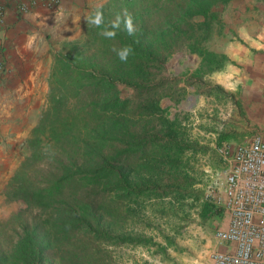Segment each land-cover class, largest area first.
Returning a JSON list of instances; mask_svg holds the SVG:
<instances>
[{
    "label": "trees",
    "instance_id": "1",
    "mask_svg": "<svg viewBox=\"0 0 264 264\" xmlns=\"http://www.w3.org/2000/svg\"><path fill=\"white\" fill-rule=\"evenodd\" d=\"M216 1L182 0L173 6L180 9L179 18L199 14L206 20ZM167 8L162 0H107L88 16L102 11L107 25L126 9L135 35L121 23L116 37L107 39L102 27L86 24L82 36L64 38L52 51L46 104L25 137L28 153L2 189L6 199H19L24 207L0 221V264H101L92 241H147L113 230L110 219L118 203L166 198L163 214L176 213L188 174L172 163L195 141L183 136L180 117H168L158 103L171 94L172 83L156 72L177 36L176 21L171 28L159 27L169 18ZM125 45L134 49L126 63L113 51ZM189 48L200 57L196 72L220 69L227 60L224 53ZM117 84L135 93L122 97ZM200 208L203 217L219 213L208 201Z\"/></svg>",
    "mask_w": 264,
    "mask_h": 264
},
{
    "label": "rangeland",
    "instance_id": "2",
    "mask_svg": "<svg viewBox=\"0 0 264 264\" xmlns=\"http://www.w3.org/2000/svg\"><path fill=\"white\" fill-rule=\"evenodd\" d=\"M106 1L103 0L93 8ZM120 1L116 0L117 4ZM162 1L165 6L168 5L166 12L169 18L159 27L171 28L172 23L176 21V27L172 28L176 29L177 36L172 49L163 58L162 66L156 72L157 76L164 77L166 84L172 83L171 94L161 96L158 103L168 117L175 114L180 117L183 136L195 141L192 146L183 149L172 163L179 171L188 174L186 195L180 200V204L175 205L176 213L170 214H163V210L168 212L165 208L167 203L164 202L166 198L137 202L128 199L118 203L110 219L113 230L117 233H138L147 241H92L93 249L96 248L100 254L101 264H212L210 252L224 248V244L217 242L213 237V229L221 223L220 214L212 211L203 217L200 207L203 201H207L203 196L207 179L205 168L221 165L213 145L220 141L227 142L226 136H232L234 139H231L237 143L254 132H264V126H258L256 123L255 113L249 111L240 101H234L231 92L226 91L222 83L215 82L217 77L213 76L212 71L196 72L200 57L195 50L189 48L192 44L224 53L227 60L217 69V72H221L224 65L232 61L226 53L236 51L240 45L238 27H264V0H217L210 4L213 16L206 20L199 14L179 18L177 13L180 9L174 7L173 3L182 4V0ZM114 4L109 2V8L113 9ZM17 18H20L19 15ZM86 24L85 19L78 34L71 38L82 36ZM14 26L16 31L12 35L6 30L0 32V55L4 61L0 67V77L8 70L5 61L13 38L29 27L23 21ZM62 40L58 41L54 50L58 49ZM196 73V78L190 76ZM194 79H199L204 84L201 86L196 80L192 82ZM216 84L222 87L224 92L215 87ZM117 88L122 97H130L135 93L131 86L117 84ZM46 91L40 97L30 96V102L18 112L17 118L21 120L19 126L27 132L25 137L46 104ZM23 139L24 137L21 142H14L17 147L12 155L10 154V160L14 156L18 158L15 167L28 153ZM2 204L4 209L0 210V221L24 207L21 200L6 199L5 196ZM179 206L182 210L178 209ZM165 235H170V242L166 241ZM162 246L163 250L160 248Z\"/></svg>",
    "mask_w": 264,
    "mask_h": 264
},
{
    "label": "crops",
    "instance_id": "3",
    "mask_svg": "<svg viewBox=\"0 0 264 264\" xmlns=\"http://www.w3.org/2000/svg\"><path fill=\"white\" fill-rule=\"evenodd\" d=\"M102 1L59 0L55 12L34 7L19 15V19L8 14V27L4 30L10 35L16 31L13 27L19 21L29 27L13 38L5 61L8 70L0 77V210L4 209L2 187L18 161L15 156L10 160V154L17 147V140L24 137L25 142L27 134L19 126L18 112L30 102V96L44 95L52 51L58 41L77 35L93 6ZM237 35L240 39L238 49L226 53L232 63H226L221 72L214 70L212 73L217 77L215 82L222 83L234 101H240L255 113L257 125L264 126V27H238ZM226 137L228 143H235L232 136Z\"/></svg>",
    "mask_w": 264,
    "mask_h": 264
},
{
    "label": "built area",
    "instance_id": "4",
    "mask_svg": "<svg viewBox=\"0 0 264 264\" xmlns=\"http://www.w3.org/2000/svg\"><path fill=\"white\" fill-rule=\"evenodd\" d=\"M58 1L0 0V32L8 14L18 16L34 7L55 12ZM213 147L221 165L205 168L203 196L218 208L221 223L213 229V237L225 245L210 252L211 262L264 264V132L234 144L220 141Z\"/></svg>",
    "mask_w": 264,
    "mask_h": 264
},
{
    "label": "clouds",
    "instance_id": "5",
    "mask_svg": "<svg viewBox=\"0 0 264 264\" xmlns=\"http://www.w3.org/2000/svg\"><path fill=\"white\" fill-rule=\"evenodd\" d=\"M86 23L96 26L97 28H103L101 35L107 39H114L117 35V30L120 28L121 23L124 25L129 36L135 35L137 29L133 22V17L126 9L123 14H117L115 20L110 21L105 25L104 17L102 11H95V13L88 18H86ZM113 51L116 52L118 59L121 62H127L130 55L134 54V49L131 45H125L120 49L114 48Z\"/></svg>",
    "mask_w": 264,
    "mask_h": 264
}]
</instances>
